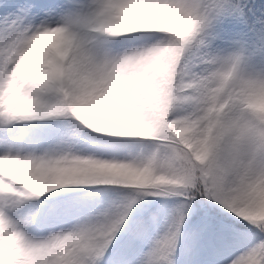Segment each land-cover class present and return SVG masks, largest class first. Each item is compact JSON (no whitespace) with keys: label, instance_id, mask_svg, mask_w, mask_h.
Returning a JSON list of instances; mask_svg holds the SVG:
<instances>
[{"label":"snow or ice","instance_id":"snow-or-ice-1","mask_svg":"<svg viewBox=\"0 0 264 264\" xmlns=\"http://www.w3.org/2000/svg\"><path fill=\"white\" fill-rule=\"evenodd\" d=\"M249 9L248 0L0 3V264H104L114 242L121 264H158L162 242L166 264L181 255L202 264L207 240L234 226L257 239L229 264H264L255 218L264 207V14L253 51L224 34L229 21L247 25ZM162 13L187 31L169 30ZM52 29L66 43L21 76L35 37ZM165 46L178 59L170 94L129 70ZM124 170L149 182L126 183ZM148 197L166 200L153 209ZM49 220L65 226L44 234ZM74 237L92 243H65Z\"/></svg>","mask_w":264,"mask_h":264},{"label":"clouds","instance_id":"clouds-1","mask_svg":"<svg viewBox=\"0 0 264 264\" xmlns=\"http://www.w3.org/2000/svg\"><path fill=\"white\" fill-rule=\"evenodd\" d=\"M162 16L169 30L176 33H184L187 31L189 25L186 20L180 19L171 13H162ZM65 43L63 34L57 29H52L37 35L30 50L20 60L17 68L18 73L21 76L28 75L38 63L43 61L49 49H59ZM177 69V53L175 49L167 46L139 54L129 67L130 71L143 73L153 79L160 91L164 94L171 93L175 85ZM257 107L259 110L264 111V99L259 101ZM121 179L126 183L140 186L146 185L149 182L147 173L134 170H124L121 173ZM255 218L264 221V207L255 213ZM65 243L84 249L92 243V240L87 237H74L66 240ZM170 252V245L167 242H162L159 245V250L154 259L158 264H166Z\"/></svg>","mask_w":264,"mask_h":264},{"label":"rangeland","instance_id":"rangeland-1","mask_svg":"<svg viewBox=\"0 0 264 264\" xmlns=\"http://www.w3.org/2000/svg\"><path fill=\"white\" fill-rule=\"evenodd\" d=\"M3 3V0H0ZM225 36L230 40H240L239 35H236L234 29L230 27H225ZM244 42V41H243ZM4 195V194H0ZM106 198V197H105ZM100 199V198H97ZM174 200V199H173ZM173 202L172 200L169 202ZM65 226L56 220H49L48 222L42 224V232L46 234L48 231ZM163 226L162 216L159 224L152 232V238L156 236V232ZM255 238L252 236L251 232L242 228L241 230H235L227 242L218 240L217 238H209L206 242V255L202 261V264H229V262L239 255L246 248L250 247L254 242ZM148 244L143 245L142 251H147ZM121 264V263H118ZM181 264H186L185 259Z\"/></svg>","mask_w":264,"mask_h":264},{"label":"trees","instance_id":"trees-1","mask_svg":"<svg viewBox=\"0 0 264 264\" xmlns=\"http://www.w3.org/2000/svg\"><path fill=\"white\" fill-rule=\"evenodd\" d=\"M248 3L250 4V9H249V14L253 18L250 19L245 25L244 23L241 22H236V21H229L225 27H230L234 29L236 35H239L241 39L247 44L249 47L250 51L255 50V46L258 45L259 43V38L257 36V33L254 29L258 28L259 26L255 24V18L259 17L261 14H264V0H248ZM99 187H120V186H99ZM175 199V198H173ZM166 198H153V197H148L146 201L142 202L145 206H148L149 202H151V207L153 209L160 207L161 204L165 203ZM170 200H168L169 203ZM164 215L166 213L162 214V220L164 218ZM229 216L232 214L229 213ZM239 219V218H237ZM235 229H241V227H235L233 228V231ZM232 231V232H233ZM251 234L254 236L255 239H257V234L252 233ZM230 236V235H229ZM227 236L224 239H218L220 241L225 242V240L229 237ZM116 243V247L109 253L107 258L104 261V264L112 263V262H117L118 260H122L124 257V249L122 248L121 244L119 242H114ZM178 251H180L178 249ZM183 256L181 255L177 259V264H181L183 260Z\"/></svg>","mask_w":264,"mask_h":264}]
</instances>
